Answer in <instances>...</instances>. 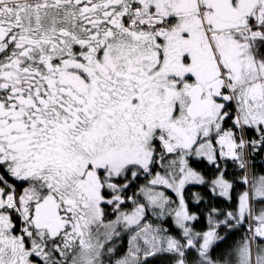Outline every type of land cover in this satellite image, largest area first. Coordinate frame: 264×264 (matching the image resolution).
I'll list each match as a JSON object with an SVG mask.
<instances>
[{
	"label": "snow or ice",
	"instance_id": "6c2138e0",
	"mask_svg": "<svg viewBox=\"0 0 264 264\" xmlns=\"http://www.w3.org/2000/svg\"><path fill=\"white\" fill-rule=\"evenodd\" d=\"M0 264H264V0H0Z\"/></svg>",
	"mask_w": 264,
	"mask_h": 264
}]
</instances>
